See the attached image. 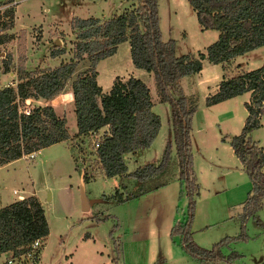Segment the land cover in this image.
Listing matches in <instances>:
<instances>
[{"label": "rangeland", "instance_id": "rangeland-1", "mask_svg": "<svg viewBox=\"0 0 264 264\" xmlns=\"http://www.w3.org/2000/svg\"><path fill=\"white\" fill-rule=\"evenodd\" d=\"M9 1L0 0V5ZM156 2L161 39L173 38L176 54H196L200 50L197 47H205L211 42L207 41L208 35L197 27L194 15L188 14L177 0ZM134 3L135 0H131V5ZM69 4L75 5L72 10L78 15L106 17L114 12L119 13L127 1L18 0V16L25 26L40 21L43 26H47L53 20L50 18L53 14L54 17L60 16L65 27L54 24L44 29L34 25L28 31L24 29L26 27L14 30L12 19L10 21L4 14L1 19L11 22V25L0 29V52H3L0 54V76L10 68L15 72L19 66L37 73L72 57L74 31L70 28V22L69 25L65 23L66 6ZM12 6L10 4L3 9ZM43 12L45 17L42 20L40 16ZM54 47L62 48L63 52L56 57L51 56L49 51ZM5 61L7 67L3 69ZM263 61L264 44L237 55L235 66H255ZM88 66L89 60L84 55L57 93V98L52 100L53 104L61 103L60 108L56 109L66 119L68 137L44 146L32 157L20 159L14 164V176L26 180L27 186L39 188L43 200L41 204L48 224V234L41 247V264H70L72 253L80 264H98L105 255L113 257L117 264H143L147 259L150 264H171L170 259L157 261L158 254L166 249L167 243L174 247V263L199 264L183 252L178 234L172 237L168 234L166 239L162 235V228L168 219L171 220V227L178 221L183 222L188 212L186 190L178 179V157L172 137L168 102L157 99L152 75H143L153 102L152 109L159 116V128L148 146L135 156L126 155L124 161L131 169L147 162L158 163L168 143L164 170L158 177L159 180H166V183L118 202L115 199L117 195L124 196L133 192L140 184L127 176H105L95 156L90 136L76 135L69 83ZM239 70L245 68L237 69V72ZM204 71L198 74L195 72V75H199L198 80L194 74L185 76L181 85L187 100L196 107L188 131L191 167L197 184V190L192 195L189 231L196 244L209 248L224 237L240 233L238 213L251 188V181L224 135H229L236 123L243 122L246 114L243 102L249 99L250 94L246 91L245 94L226 99L223 104L205 105V96L216 89L220 79L235 72L219 75L213 67H206ZM4 80H0V85ZM196 81L200 83L199 86L195 84ZM67 92L71 93L70 97ZM29 100L27 106L35 105L34 101ZM259 122L248 135L264 152V113L259 116ZM83 167L90 173L86 181L81 177ZM115 190L119 194H114ZM82 196L86 200V208L83 207ZM242 225L245 237H236L222 243L219 247L221 253L225 257L236 253L230 258L234 264H264V195L258 207L245 218ZM150 229H154V233H149ZM9 257V252H2L0 263L5 264L4 260ZM10 264L19 262L12 260ZM217 264L228 263L218 260Z\"/></svg>", "mask_w": 264, "mask_h": 264}, {"label": "trees", "instance_id": "trees-1", "mask_svg": "<svg viewBox=\"0 0 264 264\" xmlns=\"http://www.w3.org/2000/svg\"><path fill=\"white\" fill-rule=\"evenodd\" d=\"M195 13L201 29L217 30L216 38L196 54H176L174 39H161L158 27L156 0H135L130 8L106 19L94 16L73 17L70 28L74 31L73 55L57 66L39 70L37 73L19 66L15 85L0 86V164L22 154L37 150L68 137L65 117L58 116L50 104L27 106L26 98L50 99L64 86L82 56L89 66L70 81L76 135H87L107 125L95 148V156L105 176H127L140 184L137 190L126 195H117L116 201L135 197L151 188L166 183L158 177L164 170L167 145L158 163L147 162L127 170L123 155L150 144L159 128V116L151 108L152 100L148 86L140 78L114 77L108 90L102 91L96 82V62L110 54L116 45L127 40L129 56L135 67L151 73L159 101H167L170 109V124L173 142L178 157V179L184 184L187 194V216L169 228V236L179 235V245L184 253L199 264H217L218 260L234 264L231 253L225 257L220 245L233 238H244L243 221L252 214L264 195V152L253 142L248 133L259 125V116L264 113V61L256 67L239 70L220 79L216 89L204 98L210 105L226 98L249 91L244 101L246 114L238 133L231 135L228 143L251 181L238 213L240 233L224 237L209 248L196 244L189 231L192 217L193 197L197 190L195 175L189 153L190 121L196 107L189 102L181 85L184 75L198 72L202 60L212 63L229 62L234 56L264 44V0H187ZM13 8L0 12V29L8 27L6 14L12 19ZM63 52L54 47L51 56ZM4 62L3 69H6ZM83 181L90 178L89 172L81 169ZM114 194H119L114 191ZM116 225V224H115ZM48 234V224L39 199L27 195L0 206V253L9 252L19 264L27 258L16 257L32 250L39 253ZM34 239L40 245L31 248Z\"/></svg>", "mask_w": 264, "mask_h": 264}, {"label": "crops", "instance_id": "crops-1", "mask_svg": "<svg viewBox=\"0 0 264 264\" xmlns=\"http://www.w3.org/2000/svg\"><path fill=\"white\" fill-rule=\"evenodd\" d=\"M12 1H15L13 3V6H12V8H13L12 28H14V30L17 29V28L26 27L24 29H26V31H28L34 25L38 26V28L45 27L44 29H47V28H49L50 26H52L54 24L57 25V26H60L61 28L65 27V26H63V23L61 22L60 16L56 15L54 17L53 14H51V16H50V18L53 19V20L50 21L47 26H43L41 21L40 22H33V23L31 22L30 24L25 26L24 22H22L20 20L19 16H18V11H17V9H18V0H12ZM62 1H64V0H62ZM126 1H127V4L125 6H123L124 8L122 10L131 7V0H126ZM177 2H178V4L180 6L186 8L188 14L191 13L195 17V13H194L193 9L191 8V6L188 4L187 0H177ZM74 6H75L74 4H69L68 6H66V10H67L65 12L66 22L65 21L64 22L67 23V25H69V22H70V20L73 17L94 16V17H98L100 19H106V18H109L112 15L116 14V12H114V13L106 16V17H104V16L99 17V16L92 15V14L81 16V15H78L77 13H75L72 10V9H74ZM42 10H43V8H42ZM42 10L39 11V12L41 13ZM122 10H120L119 12H121ZM45 11L46 12L48 11L47 8L45 9ZM40 17L42 18V20L44 19V17H45L44 12H43V15L41 14ZM195 20H196V17H195ZM197 27L199 29H201L199 24H198V22H197ZM201 30H202V32L204 34L208 35L207 36V41H212L217 36V30H215V29L206 28V29H201ZM197 48L200 49V50H203L204 49V45H202L201 47H197ZM236 56H234L230 60V64H228V65H226L227 63H225V65L224 64L221 65V63H212V62H209L206 59H203L202 60V67L196 73L197 74L199 72L200 73H204L205 72L204 69L206 67H208L209 69H212V67H213V70L217 74L221 75V73H223V72L224 73L225 72L233 73V72H237V69H241V68L249 69V68H253V67H256L259 64H261V63H259V64L255 65V66H249L248 65V66H245V67H243V66H235L237 64V63H235ZM53 57H56V56H53ZM95 70H96V77H95L96 78V82L101 87L102 91L108 90V88L110 87V85L112 83V80L116 76L119 77L120 79H125L128 76H135V77L140 78L142 81H144L143 75L149 76V74H151L150 72H148V71H146V70H144L142 68L135 67L132 64V62L130 60V56H129V47H128L127 40H123V41L119 42L116 45V48H115V50H114V52L112 54H110V55H108V56H106L104 58L99 59L96 62V64H95ZM192 74H194L195 79H197V80L199 79L197 77L199 75H197V74L195 75V73H192ZM6 75H7V77H5ZM187 75H190V74H187ZM187 75H184L182 78H184ZM182 78H181V82H182ZM0 80H4V83L2 85H0V86L6 85V84L15 85V83L18 80L17 75H16V70L14 72V70L13 69L11 70V68H10L9 70H7L4 74H2L0 76ZM10 81L12 83H10ZM195 84H197V86H199L200 83L198 81H196ZM212 90H214V89H212ZM243 93L245 94V92H243ZM57 95L58 94L54 95L50 99H44V98H41V97H39V98H30V99H31V101L35 102V105H38V104H40V105H42V104H50L52 106L54 112L58 116H62V114H59L57 109H56L57 107L60 108L61 103H54V104L52 103V100L57 98ZM67 96L70 97L71 93L67 92ZM234 97H236V95L233 96V97H230V98H234ZM226 99H228V98H226ZM226 99L218 101V102L213 103V104H210V106L216 105V104L217 105L218 104H223V102H225ZM29 102H30V100H29ZM152 106H153V104H152ZM152 106H151V108H152ZM241 124L242 123H236V126H235V128H233V131L232 130H231L232 132L229 131V135H227V136L224 135L226 141L229 140L231 135L238 133V127L240 128ZM200 126L201 125L199 124L198 127H200ZM231 127H233V126H231ZM100 129H104V130L107 129V125L101 126ZM75 130H76V126H75ZM41 148H43V147H41ZM41 148L35 150L34 155ZM143 148H137L134 151L125 153L123 155L124 160H126L125 159L126 155L135 156L139 152H141V150ZM24 158H27V156L25 154H22L21 156H19L17 158H14V159L9 160V161H7V162H5L3 164H0V206H2L4 204H7V203H9V202H11L13 200L19 199V195L24 197V196L33 194L39 199L40 203L43 202V200L41 199V196L39 194V188H35L33 185L27 186V181L26 180H21L17 175L14 176V164L17 161H19L20 159H24ZM126 165H127V163H126ZM127 170L129 171V170H131V168L127 167ZM112 177L119 178L118 176H112ZM120 223H121V220H120ZM170 225H171V220L168 219V221L166 222V225L164 226V228H162V235L164 236L165 239L167 238L168 230H169ZM154 231H155L154 229H150L149 233H154ZM41 251L42 250L40 249V252H39V264H41V260H40L41 259ZM172 251H173V253H172ZM3 253H6V252H3ZM165 255L168 258L164 257ZM173 255H175L174 254V247H173L172 244L167 243L166 249L164 251H162L161 254L160 253L158 254L157 261L163 262V260L168 261L170 259L169 261L171 262V264H176V263L173 262V257H174ZM75 256L76 255L74 253H72V255L70 256V262H71L70 264H80L79 260H77V261L75 260ZM114 262L115 261L113 260V257H111L109 255H105V256H103V259L101 258V262L98 263V264H114ZM143 264H150V260L147 259L145 262H143Z\"/></svg>", "mask_w": 264, "mask_h": 264}, {"label": "built area", "instance_id": "built-area-1", "mask_svg": "<svg viewBox=\"0 0 264 264\" xmlns=\"http://www.w3.org/2000/svg\"><path fill=\"white\" fill-rule=\"evenodd\" d=\"M15 1H9V2H6V3H3L0 5V12L3 10L4 7L10 5V4H13ZM3 52H0V54H2ZM10 83H12L10 81ZM29 99L30 98H26L25 99V103H28L29 102ZM107 129L103 130V129H96V130H90L87 135L90 136L91 138V142H92V147L95 148L97 147L98 145V142L99 140L101 139L102 135L104 134V132L106 131ZM34 152L35 150H32L30 152H27L25 153V155L27 156V158L29 157H32L34 155ZM19 198H22L21 195H19ZM40 245V241L39 239H34L31 243V248L30 249H33V248H36ZM33 251L30 250V251H26V252H23V253H20L16 259L18 258L19 260L23 259L24 257L27 258L25 264H39V253H32ZM12 260L15 261V259L13 257H9L7 258L4 263L5 264H10L12 262Z\"/></svg>", "mask_w": 264, "mask_h": 264}, {"label": "water", "instance_id": "water-1", "mask_svg": "<svg viewBox=\"0 0 264 264\" xmlns=\"http://www.w3.org/2000/svg\"><path fill=\"white\" fill-rule=\"evenodd\" d=\"M82 198H83V203H84V208H86L87 207V203H86V200H85V198H84V196H82Z\"/></svg>", "mask_w": 264, "mask_h": 264}]
</instances>
